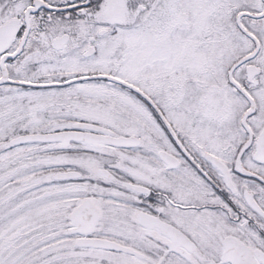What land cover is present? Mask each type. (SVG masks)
Here are the masks:
<instances>
[{
  "label": "snow or ice",
  "instance_id": "snow-or-ice-1",
  "mask_svg": "<svg viewBox=\"0 0 264 264\" xmlns=\"http://www.w3.org/2000/svg\"><path fill=\"white\" fill-rule=\"evenodd\" d=\"M0 264H264V0H0Z\"/></svg>",
  "mask_w": 264,
  "mask_h": 264
}]
</instances>
